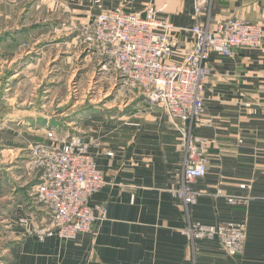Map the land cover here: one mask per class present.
I'll use <instances>...</instances> for the list:
<instances>
[{
  "label": "crops",
  "instance_id": "obj_1",
  "mask_svg": "<svg viewBox=\"0 0 264 264\" xmlns=\"http://www.w3.org/2000/svg\"><path fill=\"white\" fill-rule=\"evenodd\" d=\"M39 2L50 12L32 17ZM36 3L31 8L30 33L41 27L63 28L67 40L59 43L64 45L62 53L70 55L66 63L73 59L76 63L71 80L80 72L89 82L96 80L94 83L99 77L98 66L80 51L76 36L84 24L108 11L125 9L144 15L151 6L163 9L162 21L174 27L173 62H180L182 54L193 46L190 29L197 22L214 27L237 18L264 28V0H208L199 15L195 12L197 0ZM3 4L0 0V34L6 37L0 36V46L15 34L7 32L11 25L2 24ZM57 9H62L63 17L56 14ZM208 68L205 111L192 129V141L202 140L208 161V174L192 184L202 192L196 204L187 206L172 194L182 181L184 133L189 128L183 132L184 128L175 126L165 110L112 111L80 136L90 145L106 181V186L92 196L90 205L106 208V218L97 221L92 232L74 240L57 236L40 240L34 235L22 242L16 240L3 249L0 257L7 264H264V45L255 50L233 48L228 57L213 53ZM142 103H137L138 108ZM3 149L0 147L1 152ZM4 181L14 193L5 204L0 203V222L8 224L6 227L16 236L14 223L18 226L21 220L29 219L27 197L8 177L3 181L0 177L1 185ZM228 198H246L249 202L232 205ZM35 215L30 224L42 226L48 222L42 209ZM229 223L247 226L244 249L236 256L229 255L219 240L193 242L185 234L192 224Z\"/></svg>",
  "mask_w": 264,
  "mask_h": 264
},
{
  "label": "built area",
  "instance_id": "obj_2",
  "mask_svg": "<svg viewBox=\"0 0 264 264\" xmlns=\"http://www.w3.org/2000/svg\"><path fill=\"white\" fill-rule=\"evenodd\" d=\"M208 0H197L196 15L206 9ZM163 9L149 7L145 14L112 10L100 14L79 29L77 46L97 64L99 78L94 86L111 84L121 92L146 97L160 105L178 128H184L185 158L182 181L172 190L175 198L190 206L202 192L192 184L208 174L206 149L202 140L192 141V129L205 111L204 86L209 77L208 64L213 53L224 57L233 48L258 49L264 45V28L241 19L197 22L190 32L194 42L180 62L170 60L173 53L172 24L162 21ZM76 92V91H75ZM48 142L29 148V166L40 173L37 199L45 209L48 222L42 226L21 220V225L40 240L57 236L74 240L94 230L106 218L104 207H92V196L106 181L96 164L90 145L80 136H59L46 132ZM247 186H242L245 189ZM222 195V191L219 192ZM232 205H247L246 198H228ZM191 241L219 240L229 255L242 253L247 238L245 223L218 226L192 224L185 230Z\"/></svg>",
  "mask_w": 264,
  "mask_h": 264
},
{
  "label": "rangeland",
  "instance_id": "obj_3",
  "mask_svg": "<svg viewBox=\"0 0 264 264\" xmlns=\"http://www.w3.org/2000/svg\"><path fill=\"white\" fill-rule=\"evenodd\" d=\"M3 1L2 24L11 25L7 32L15 34H11L8 43L0 46V147H4L3 152L0 150V177L2 181L8 177L9 182H14L15 187L26 194L29 219L34 220L35 213L39 209L45 212V209L37 199L40 173L29 166V148L36 142H48L46 132L84 136L98 125V121L109 117V112L164 109L152 105L146 97L123 94L114 85L94 86L96 80L89 82L80 72L71 80L76 63L74 59L66 63L70 55L62 53L64 45L59 43L67 40L63 28L41 27L30 33L31 8L38 0ZM35 8L32 17L50 12L41 2ZM55 12L60 17L65 14L62 9ZM0 36L6 37L4 33ZM140 102H143L142 109L137 106ZM2 185L0 183V203L5 204L14 189L6 181ZM14 225L18 230L16 236L6 227L8 224H0V254L16 240L22 242L33 237L30 228L22 227L21 221L18 226ZM34 225L39 226L38 223ZM6 262L0 257V264Z\"/></svg>",
  "mask_w": 264,
  "mask_h": 264
}]
</instances>
